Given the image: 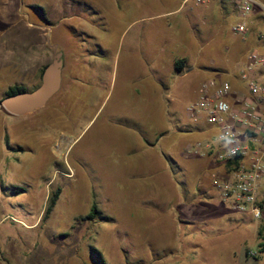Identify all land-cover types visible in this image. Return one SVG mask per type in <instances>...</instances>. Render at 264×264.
Segmentation results:
<instances>
[{"label":"rangeland","instance_id":"374dc122","mask_svg":"<svg viewBox=\"0 0 264 264\" xmlns=\"http://www.w3.org/2000/svg\"><path fill=\"white\" fill-rule=\"evenodd\" d=\"M147 1L0 0V101L11 85L36 89L56 52L64 59L46 106L19 116L0 107V264H96L93 246L108 264H264V218L222 199L212 174L223 164L187 149L207 124L186 111L206 78L237 80L264 23L243 39L220 0L158 17L177 0ZM130 124L148 141L169 132L158 142L166 162H128ZM166 156L181 166L174 174ZM94 203L103 217L83 219Z\"/></svg>","mask_w":264,"mask_h":264},{"label":"built area","instance_id":"2783aa9c","mask_svg":"<svg viewBox=\"0 0 264 264\" xmlns=\"http://www.w3.org/2000/svg\"><path fill=\"white\" fill-rule=\"evenodd\" d=\"M193 1L197 5L209 0ZM234 4L238 20L232 31L243 39L253 28L255 6L259 0H228ZM264 45V30L257 32ZM237 80L209 77L197 88L187 105L188 117L205 122L211 129L207 144L199 141L187 149L196 153H214L215 162H235L222 173L214 172L212 182L222 199L240 211H249L255 220L264 214V46L250 49Z\"/></svg>","mask_w":264,"mask_h":264},{"label":"crops","instance_id":"0c3cea01","mask_svg":"<svg viewBox=\"0 0 264 264\" xmlns=\"http://www.w3.org/2000/svg\"><path fill=\"white\" fill-rule=\"evenodd\" d=\"M213 1H215V0H209L206 3V5L207 6L208 5L210 6L211 3H213ZM220 1L226 4V6L224 8H222L223 11H224V14L225 13H230V10L233 13H237V11H236V9L234 7V4L232 2H230L228 0H220ZM144 3H145V5H147L148 4V1L145 0ZM140 4L142 5V1H141ZM190 4H191L190 1L189 2H185V0H177V3L175 5V7H176L175 10H172V11H164L163 10V12H161V13L159 12V14H157L156 16L157 17L158 16H164L165 14H169L171 12L177 11L181 7H184V6L189 8L188 9V13H193L194 7L191 6L193 4H191V5ZM156 16H154V17H156ZM180 58L181 57H175L174 58V60L172 61V67H173V70L177 73V76L178 77H184V76H186V74H187V72L189 70V67H185V70L182 71V72H177L175 70V62H176V60H178ZM108 124L113 125L114 122L108 120ZM120 126H122V125H120ZM193 126L191 127V130H189L187 133L194 131ZM175 127H176V131L177 132H181V131H178V129H180L181 126L178 125V126H175ZM198 128H199L198 131L201 134H203L202 139L204 141H201V142H203L204 144H207V142H209L208 141V138L211 137V129H210V127L208 125H206V126H198ZM124 129L127 131L126 134L130 135L129 137L131 138V141H132L130 143V146L128 147V149H126L128 151V154H129V157H128L129 160H128V162H137V158L140 159V162H142L141 160H143L144 162H166L163 152L159 150V144H158V142H159L160 138L163 137V135H167V134H169V132L161 131L159 137H155L154 139L148 141L147 135H149V133L145 129L144 125L141 126V124H140V126H139L138 124H136V125L135 124L134 125L133 124H130L128 126L126 125ZM197 140H199V139H197ZM197 142H199V141H196L194 143H197ZM194 143H192V144H194ZM151 151H154L156 155L155 154L154 155H151V153H150ZM188 152L191 155H194V156H197V157L198 156H200V157L202 156V154L200 155V153H196L194 151H189L188 150ZM191 152H193V153H191ZM136 153L138 155H136ZM209 158H210V161L209 162H212L211 159H214V153L212 155H209ZM200 160H201V158H200ZM202 160H204V159H202ZM211 165L212 164L209 163V168L212 167ZM221 168H222V172H223L225 170L224 165ZM212 169H210V170H212ZM212 185H213V182H212ZM220 199H221V197H220ZM250 216L253 217L251 213H250ZM263 218H264V214H263ZM239 220H241V217L239 218ZM248 258L249 257L246 255V259H248Z\"/></svg>","mask_w":264,"mask_h":264},{"label":"water","instance_id":"95a60500","mask_svg":"<svg viewBox=\"0 0 264 264\" xmlns=\"http://www.w3.org/2000/svg\"><path fill=\"white\" fill-rule=\"evenodd\" d=\"M63 66V52H56L46 65L41 84L36 89L6 96L0 101V107L10 115L19 116L46 106L62 87Z\"/></svg>","mask_w":264,"mask_h":264},{"label":"trees","instance_id":"16d2710c","mask_svg":"<svg viewBox=\"0 0 264 264\" xmlns=\"http://www.w3.org/2000/svg\"><path fill=\"white\" fill-rule=\"evenodd\" d=\"M41 14V16L48 20L47 18V14H46V11L44 9L43 6L41 5H35L34 6ZM259 15V16H258ZM256 16V14L253 13V20L255 19L256 22H261V23H264V15L263 14H258ZM261 31L260 30H257V32ZM257 32H254V35L252 37V39L254 40L253 42V46L254 47H263L264 45L261 44L259 41H258V38L256 36ZM46 65L43 66L41 68V80H42V74H43V71L45 69ZM185 67H186V59L185 58H180L178 60H176L175 62V70L177 72H182L185 70ZM41 84V82L38 84V86ZM37 86V87H38ZM22 91H28L27 88L24 86V85H21V84H14V85H11L8 90L6 91V96H9V95H12V94H15V93H19V92H22ZM190 129L187 128L186 131H189ZM213 152L212 151H209V155H212ZM166 159L167 161L169 162L170 166L172 167L173 169V174L175 173L174 172V168L175 167H178L180 168V164L177 162L176 159H174L173 157H170V156H166ZM224 165L225 169H228L230 168L233 163L235 162H220ZM171 169V170H172ZM21 190V189H20ZM60 194H61V189L60 188H57L56 190H54L52 192V194L49 196L48 198V202H47V206H46V209L44 211V214H43V217L46 218L48 217L52 211L54 210L58 200H59V197H60ZM103 217V215L101 214V211L100 209L98 208V206L94 203L91 207V210L90 212L83 217V219H87V220H93L95 219L96 217ZM259 236H260V239L262 240L261 241V250L264 251V225L261 227L260 231H259ZM91 252H92V255H93V259L95 261L96 264H108L104 254L102 253L101 250H99L97 247H91Z\"/></svg>","mask_w":264,"mask_h":264}]
</instances>
